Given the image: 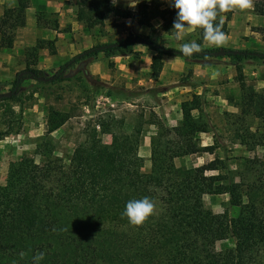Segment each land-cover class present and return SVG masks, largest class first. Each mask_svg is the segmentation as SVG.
<instances>
[{
    "label": "trees",
    "instance_id": "1",
    "mask_svg": "<svg viewBox=\"0 0 264 264\" xmlns=\"http://www.w3.org/2000/svg\"><path fill=\"white\" fill-rule=\"evenodd\" d=\"M30 3L16 0L0 14V47L8 52L14 46L15 30L26 25ZM74 4L75 18L88 29L103 28L105 17L113 14L145 23L150 33L95 44L73 55L53 75L36 67V59L28 62L15 75L14 94L0 98V108L3 101L15 98L27 77L41 82L64 80L72 65L95 59L100 52L106 56L132 53L139 58L140 52L131 49L135 38L155 51L150 64L153 79L160 76L163 55L192 60L224 52L233 59L238 87L226 99L237 111L223 112L227 129L250 150L264 139V88L247 81L242 65L246 59H264V50L204 47L203 31L198 28L196 42L201 51L186 57L178 48L159 42L161 31L173 35L177 10L171 6L157 7L149 15L147 4L140 5V13L117 8L112 0H74ZM254 10L264 16V0H256ZM152 15L162 19L159 27L150 22ZM231 16L232 10L219 12L216 18L225 34ZM35 17L38 27L59 28L56 13L39 11ZM42 48L55 54V39H38L34 49ZM192 73L189 68L188 74ZM180 109L182 117L173 127L156 114L146 121L156 132L150 140L151 167L143 172L141 124L131 132H116L113 124L123 121L115 116L98 118L65 162L56 154L58 141L53 132L70 115L48 106L46 129L36 144L40 160L22 156L12 161L6 184L0 185V264H33L32 257L39 252L44 253L39 264H264V156H242L238 181L222 188L219 183L224 177L209 173L220 169V159L191 167L177 165L176 158L215 149L199 143L197 134L209 131L197 114L200 96L192 93L182 100ZM101 134H110L111 141L103 142ZM220 192H227L237 209L232 217L220 218L204 206L205 194ZM145 196L155 205L153 214L139 226L129 224L121 215L125 203ZM228 237L235 244L218 249L217 243Z\"/></svg>",
    "mask_w": 264,
    "mask_h": 264
},
{
    "label": "crops",
    "instance_id": "2",
    "mask_svg": "<svg viewBox=\"0 0 264 264\" xmlns=\"http://www.w3.org/2000/svg\"><path fill=\"white\" fill-rule=\"evenodd\" d=\"M252 0L251 6L247 9H232V16L228 20L229 32L226 35V42L220 46L233 49H257L264 50V16L258 14L254 10V2ZM16 0H0V14L6 7H13ZM147 4V12L151 15L157 7L164 8L170 7L169 0H117L115 6L123 10H129L134 13H140V5ZM39 11H45L49 13H56L59 21L58 29H51L48 27H38L36 22V14ZM76 6L74 0H31L30 6L26 11V25L18 27L15 30L14 46L11 52L0 47V82H9L12 75L10 71L15 67V55L20 50H25L27 46H32L36 43L38 38L47 39V37L53 36L55 39L56 53L60 57H64L71 53H79L95 44L105 43L111 40L125 39L129 34L147 36L150 33V28L144 24H139L133 17H122L118 15L110 14L105 17V23L103 28H86L83 23L77 21ZM151 23L155 27H159L162 24V19L156 15H152ZM186 35L181 41L174 39L172 34L164 32L159 33V42L165 46L174 48L180 47L182 43L196 41L199 34L198 28L195 30L186 29ZM204 47H216L210 46L206 41L203 43ZM133 52H140L139 58L132 57V53L116 54L110 56L115 61V75L103 68L102 62L106 55L103 52L100 53L95 59L89 61L88 70L91 75H95L100 79H111L119 77L124 83V92L126 95L122 97V100L130 105L134 104L139 99H142V85H146L149 94L156 96L161 100V103H154L153 110L157 113L159 118L165 121L166 125L175 126L179 123L182 114L180 104L182 100L186 99L192 93H196L202 97V99H210L209 101L222 105L220 107V113L224 111H237L236 107H232L226 99V97H220L216 95V92H212L215 87H218L220 83H224L227 79L229 82L235 77L232 63L224 59L228 57L225 54L215 55L207 57L208 59H217L214 64L203 63V59L186 60L177 55H163V68L160 76L157 79H153L150 75L151 57L155 54V51L144 45L142 42L136 41L131 46ZM41 54L45 53L47 48H42ZM74 50V52H73ZM78 50V51H75ZM44 54V55H45ZM72 57V56H71ZM228 57L227 59H229ZM219 59H222L219 61ZM248 66L252 67L248 71L251 74L258 77L262 65H264L263 58H250ZM40 69H42L39 66ZM192 68L193 73L190 75L188 82L181 83L180 76L184 71ZM245 70V69H244ZM245 71V74H248ZM235 80V79H234ZM111 82V85H113ZM262 81V80H261ZM255 85V84H253ZM256 87V86H255ZM211 88V90L209 89ZM257 88V87H256ZM261 88H264V84ZM153 97V96H152ZM2 98V97H0ZM214 99V100H213ZM17 106H12V115L18 114ZM173 109L176 110V115L173 114ZM3 108H0V119L3 121L2 115ZM26 120L24 122L23 129L19 128L5 134L4 137H0V159H4L6 151L3 146L7 143L12 145V153H17L20 150L21 136L28 133L32 136H41L45 130V115L40 114V119L35 120L31 116L34 112H38L37 106L30 105L24 109ZM39 117V116H38ZM38 121V123H36ZM175 122L174 125L170 122ZM8 122V121H7ZM207 133V132H206ZM151 136H144L141 146L150 147ZM141 155V154H140ZM143 156V155H142ZM6 165V170H7ZM3 169V168H2ZM149 171L146 169L144 172ZM7 171L5 172V174ZM0 178L4 181L6 175L3 176V170L0 171ZM3 184V181L1 182Z\"/></svg>",
    "mask_w": 264,
    "mask_h": 264
},
{
    "label": "rangeland",
    "instance_id": "3",
    "mask_svg": "<svg viewBox=\"0 0 264 264\" xmlns=\"http://www.w3.org/2000/svg\"><path fill=\"white\" fill-rule=\"evenodd\" d=\"M48 28L53 29L52 27ZM47 39H54V37L50 35ZM35 44L30 47L27 46L25 50H20L19 53L14 54L15 67L10 71L12 77L9 82H0V94L8 92L14 94L15 91L12 90V87L15 75L19 70L25 68L28 62H32L36 59V67L39 68L40 66L48 75H53L65 61L76 54L71 53L64 57H60L57 54H51L49 50H45L46 54H41V50L34 49ZM100 55L102 56V53H100ZM227 58L228 57H224L225 60L232 63V68L234 73H236L233 59ZM102 59L104 61L102 62L103 68L114 76V59L110 56H106L105 58L102 57ZM220 60L222 59H219V61ZM89 61L90 60L85 59L72 65L66 71L64 80L41 82L31 77L25 78L21 89L16 92L15 98L5 100L1 103V108H3L2 115L4 117L3 121L0 119V137H4L5 134L14 131L16 128L25 132L23 129L25 125L24 122L28 120L26 116L29 115H25L23 109L34 104L37 106L38 112H34L31 117L34 119L36 118L35 120H38V118L40 119V114H38L40 111L45 115L44 118L46 119V109L48 106H54L60 110H64L70 115L69 120L63 125V127L53 132L54 137L58 141L56 143V154L63 156L65 162L68 160L75 144L84 139L85 132L95 124L98 118L111 120L112 116H115L118 120L123 121L118 125L113 124V130L116 132H131L134 126L141 124L143 130L142 141L144 140V136H152L153 133L156 132V127L148 124L146 121L150 118L151 114L157 115L153 110V106L156 102L161 103V100L152 94L150 95L149 91L151 89L147 90L146 85H142V99L136 101L134 104L135 106L126 104L122 100V97L126 95L122 79L120 77L118 79L112 77L106 81L105 79H100L95 75H91L88 70ZM217 61L218 58H203L202 60L203 63L207 64H214ZM249 63L250 60L243 61L242 65L243 69H245L244 72L246 71L248 73L250 68H252L248 66ZM110 64H113V66H110ZM189 77L190 75L186 68V71L180 76V82H188ZM246 78L249 83L255 84L258 89H261L264 84V65H262L258 77H255V75L249 72L246 75ZM114 80L116 81L111 85V82ZM237 87L238 84L234 79L232 82H229L227 79L224 83H220L218 87H215L212 92H216V95L219 96L218 99L221 100L222 98L220 97H226L232 92L236 93ZM209 89L211 90V88ZM200 100L201 109L197 114H199L203 121L207 122L209 131L207 133L197 134L200 141L199 143L201 145H214L215 149L213 152H201L176 158L175 163L177 165L191 167L207 163L215 158L220 159L222 162L219 163L220 169L209 173L216 174L218 172V174H221L224 177L219 183V186L222 188L228 183L238 181L236 173L242 156H264V139L259 141V143L251 150L249 145L240 144L234 139L233 133L227 129L228 126L226 125L224 115L223 113H220V107H222V105L214 104L209 101L210 99H202L201 96ZM14 105L18 108V114L16 113L15 115H12V106ZM173 110V114L176 115V110ZM36 123H38V121H36ZM174 123V121L170 122V124L173 125ZM167 126L173 127L170 125ZM20 138V150L15 154L12 153L14 148L12 145L6 143L3 146L6 154L4 159H0V171L3 170V176L6 175V179L4 181V178L3 180L0 178V185L6 184L9 164L12 161H16L22 156H31L34 157L36 161L40 160L39 155L36 153V144L39 142L40 136H30L27 133ZM101 138L105 143L111 141L110 134H101ZM250 145H252V141H250ZM139 153L144 157V163L141 170L143 172L146 169L150 170L151 161L149 148L141 146L139 147ZM7 164L8 166L6 170ZM6 171L7 173L5 174ZM2 181L3 184H1ZM203 201L204 206L212 213L220 216V218L225 219L226 217H232L236 213L235 211H237V209L231 204L230 195L227 192L205 194ZM234 244L235 239L233 237H228L225 240L219 241L217 243V248L221 249L226 246H233Z\"/></svg>",
    "mask_w": 264,
    "mask_h": 264
},
{
    "label": "clouds",
    "instance_id": "4",
    "mask_svg": "<svg viewBox=\"0 0 264 264\" xmlns=\"http://www.w3.org/2000/svg\"><path fill=\"white\" fill-rule=\"evenodd\" d=\"M117 0H112L115 4ZM252 0H169L170 6L176 9L172 29L173 37L177 41L183 40L186 29L203 31V40L210 46L220 47L226 42V35L222 31V22H215L219 12L231 11L233 8L241 10L251 6ZM215 22V23H214ZM201 51V45L196 41L182 43L180 54L190 57ZM153 201L145 196L140 199H131L125 203L123 217H127L131 225H141L154 211ZM21 257L24 255L20 253ZM44 253L39 252L32 257L33 264H39Z\"/></svg>",
    "mask_w": 264,
    "mask_h": 264
},
{
    "label": "water",
    "instance_id": "5",
    "mask_svg": "<svg viewBox=\"0 0 264 264\" xmlns=\"http://www.w3.org/2000/svg\"><path fill=\"white\" fill-rule=\"evenodd\" d=\"M133 42H136L137 40L135 38L132 39ZM221 54H224V52H221L220 53V56ZM12 95V92H8V93H5V94H0V97H8V96H11Z\"/></svg>",
    "mask_w": 264,
    "mask_h": 264
}]
</instances>
